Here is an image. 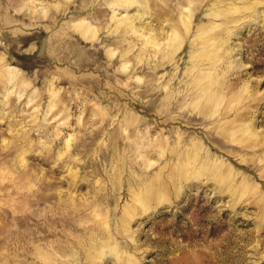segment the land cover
<instances>
[{
	"label": "rangeland",
	"instance_id": "obj_1",
	"mask_svg": "<svg viewBox=\"0 0 264 264\" xmlns=\"http://www.w3.org/2000/svg\"><path fill=\"white\" fill-rule=\"evenodd\" d=\"M125 1L0 0V264H264V0Z\"/></svg>",
	"mask_w": 264,
	"mask_h": 264
},
{
	"label": "bare ground",
	"instance_id": "obj_2",
	"mask_svg": "<svg viewBox=\"0 0 264 264\" xmlns=\"http://www.w3.org/2000/svg\"><path fill=\"white\" fill-rule=\"evenodd\" d=\"M120 2H124L127 3L125 0H120ZM126 5V4H125ZM129 7V6H128ZM190 19V18H189ZM191 21L187 20L186 18H184L183 20V25L182 27H180L179 29L174 31V40H175V45H172V47L169 48V52H171V54H176V52L179 50L180 46L182 45H178L177 42H181L182 40H185V37H188L191 33ZM187 39V38H186ZM182 44V43H181ZM194 97H192L193 99ZM212 99V98H211ZM209 101V100H208ZM210 104V103H209ZM207 109V108H206ZM221 169V168H219ZM216 170V169H215ZM224 170V169H222ZM224 172V171H223ZM216 173V172H215ZM220 175V174H219ZM222 175V174H221Z\"/></svg>",
	"mask_w": 264,
	"mask_h": 264
}]
</instances>
